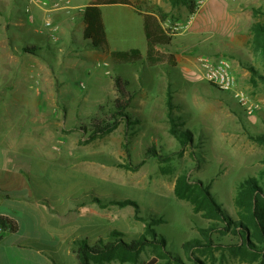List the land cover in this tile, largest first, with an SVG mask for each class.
<instances>
[{
  "label": "rangeland",
  "instance_id": "1",
  "mask_svg": "<svg viewBox=\"0 0 264 264\" xmlns=\"http://www.w3.org/2000/svg\"><path fill=\"white\" fill-rule=\"evenodd\" d=\"M42 1L49 6L38 9L32 0H0V138L19 142L29 161L18 165L29 170L33 201L44 199L46 210L54 213L50 223L43 217L47 239L39 243L45 248L60 245V238L69 240L72 231L65 230L63 237L56 224L60 203L64 216L75 220L74 239L67 245L70 254L74 240L86 237L78 234L82 229L97 227L101 236L116 230L129 239L145 234L153 219L167 250L186 264H251L227 248L240 245L237 237L219 232L210 238L222 247L206 255L194 252L190 258L182 245L200 239L209 221L176 200L174 188L186 172L192 182L207 186L234 219L238 183L255 178L264 185V141L257 140L264 137V58L255 51L250 32L252 24L264 25V0H207L201 8L198 0H128L131 6H102L112 51L139 49L144 54L142 16L159 17L172 38L171 46L160 50L173 54L177 65L151 68L145 61L115 64L83 40V23L77 27L83 5L96 0H65L69 8L50 14L46 11L59 0ZM48 18L58 27L56 40L46 28ZM70 22H75L72 32ZM220 57L231 62L236 88L259 106L252 116L238 107L231 93L217 91L204 78L201 61ZM117 78L134 95L128 117L112 132L91 139L95 126L109 121L113 103L120 100ZM171 116L176 130L191 132V145L181 148L170 134ZM148 150L167 162L147 155ZM91 196L100 204L92 203ZM126 199L136 207L110 204ZM40 214L34 209L22 231L34 230ZM56 260L71 264L65 255L58 254ZM150 260L166 264L153 249L141 254L138 264Z\"/></svg>",
  "mask_w": 264,
  "mask_h": 264
},
{
  "label": "trees",
  "instance_id": "2",
  "mask_svg": "<svg viewBox=\"0 0 264 264\" xmlns=\"http://www.w3.org/2000/svg\"><path fill=\"white\" fill-rule=\"evenodd\" d=\"M122 4L131 6L128 0H96L82 9L81 17L85 27L82 31L84 41L90 43V47L100 50L108 55L111 61L120 65H131L145 61L147 67L162 65L176 66V58L171 53H163L159 48L171 46L172 38L164 30L159 17L153 13H145L143 20V35L146 41L145 53L142 54L139 49H130L128 51H112L107 39L105 24L102 17V6ZM255 14V13H254ZM252 45L257 53L264 58V25L255 23L251 26ZM31 51V50H30ZM264 80V79H263ZM120 78L115 81V87L120 95L113 103L112 117L107 122H99L91 133V139L97 135H105L115 130L123 119H127L126 110L128 104L134 95L125 91V86ZM170 109V103L168 104ZM170 119L169 132L178 141L181 148L191 145L193 136L190 131L176 130L174 119ZM257 140L264 141V137ZM182 152V151H181ZM147 155L155 157L160 163H166V158L159 156L154 150H148ZM165 174V169L160 170ZM174 196L178 201H183L190 205L194 214H200L209 221L208 227L200 230V239L187 241L182 245V249L190 256L194 257V252L200 255H206L211 248H220V245H214L211 240V234L219 232L222 235L229 234L237 237L239 246H227L234 257L246 260L251 264H264V185L258 183L255 178H246L238 183L236 195L232 200V207L235 212V218L229 214L215 201L210 194L209 188L200 182H192L186 172L180 174L175 182ZM92 203L100 204L97 197L90 198ZM111 205L126 207L133 205L134 201L122 200L112 201ZM152 221V222H151ZM156 221L150 220L145 229V234L137 237H125L116 230L110 231L106 236H101L103 232L97 227H87L79 231V235L86 234L83 239H77L73 242L72 253L74 255L73 264H138L140 255L149 249L155 251V255L166 260V264H186L177 256L167 250L166 240L162 235H158L154 229ZM0 228L3 232L14 233L19 229L16 221L0 216ZM57 264L56 261H53ZM145 264H156V261L150 260ZM194 264H204L196 261Z\"/></svg>",
  "mask_w": 264,
  "mask_h": 264
},
{
  "label": "crops",
  "instance_id": "3",
  "mask_svg": "<svg viewBox=\"0 0 264 264\" xmlns=\"http://www.w3.org/2000/svg\"><path fill=\"white\" fill-rule=\"evenodd\" d=\"M86 6L87 5H83V8ZM36 7L39 9V6ZM3 12V9L0 8V19L2 14H4ZM233 17L235 23H238L240 15L235 12ZM80 18L82 20L81 15ZM46 20L48 21V19ZM82 23L84 25L83 20L77 27L82 26ZM74 24L75 22H70V25L67 26L69 27V32H72ZM77 27H75V29ZM63 33L65 34V30H63ZM160 49L161 48L158 50L161 51ZM1 58L2 57H0V59ZM1 62L2 60H0V63ZM1 77L0 71V81ZM1 95H3V90L0 83V102L4 98L1 97ZM27 157L28 156H26L23 151H20L19 142L16 141V139L0 138V216L12 219L19 225L17 232H2L0 234V264H54L53 261L59 264L58 260H56L58 254L59 256H67L70 258L71 264H73V254H70L67 245L74 239L75 220L74 217L68 219L64 216V205L60 203L57 204V208L60 210L61 214L58 213L60 222L56 221V224L57 226L61 225L62 231H64L62 234L63 237L66 236L64 235L65 230L72 231L70 233L71 235H69L70 237L67 236L69 240L63 242L66 237L65 239L60 238L58 240L60 245L54 247L45 246V248L39 243L47 239L46 219L44 220L43 217L50 218L47 221V223H50V220L55 218V216H53L54 213H52V211L49 212L44 207L42 203L45 201L44 199V201L41 199H35L33 201L31 183L27 177L29 176V170L19 168L18 165L19 161H29ZM34 209L42 212L40 217L38 216L35 218L34 230L22 231L21 224H23L26 217L29 218V220L32 219ZM73 214H75L74 210ZM65 219L67 220L65 221ZM62 243H64L63 246ZM51 251L56 257L50 254Z\"/></svg>",
  "mask_w": 264,
  "mask_h": 264
},
{
  "label": "built area",
  "instance_id": "4",
  "mask_svg": "<svg viewBox=\"0 0 264 264\" xmlns=\"http://www.w3.org/2000/svg\"><path fill=\"white\" fill-rule=\"evenodd\" d=\"M206 1L207 0H198V8L203 7ZM32 3L36 6H39V8L41 9H45V6H49L42 0H32ZM69 4V1L59 0L58 2L52 3L49 7L50 10H47L46 12L51 13L57 10H62L64 8L67 9L69 8ZM46 28L50 34V37L56 40L58 27L56 25H53V22L50 20V18H48V21L46 22ZM201 62L203 65L204 78L209 83H211L217 91L231 93L238 107L245 114L252 116L256 113L259 106L255 104V102L251 101L250 98L242 90L236 88V79L231 70L232 64L227 58L220 57L215 61L210 59H203ZM2 232L3 230L0 228V234Z\"/></svg>",
  "mask_w": 264,
  "mask_h": 264
}]
</instances>
